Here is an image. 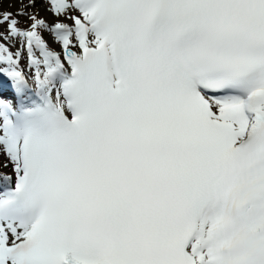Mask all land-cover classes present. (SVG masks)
Wrapping results in <instances>:
<instances>
[{
    "label": "snow or ice",
    "instance_id": "6c2138e0",
    "mask_svg": "<svg viewBox=\"0 0 264 264\" xmlns=\"http://www.w3.org/2000/svg\"><path fill=\"white\" fill-rule=\"evenodd\" d=\"M46 2L0 12V264H264V0Z\"/></svg>",
    "mask_w": 264,
    "mask_h": 264
},
{
    "label": "rangeland",
    "instance_id": "374dc122",
    "mask_svg": "<svg viewBox=\"0 0 264 264\" xmlns=\"http://www.w3.org/2000/svg\"><path fill=\"white\" fill-rule=\"evenodd\" d=\"M8 1L9 2L7 5V9H10L11 11L16 10V11H13L14 14L19 9L23 8L29 14L36 15L38 19H43L46 23L47 22L53 23L54 21H56L54 19L50 20L48 18V14L46 12V9L43 7L42 3L39 2V0H8ZM30 2H33L35 4V7H27V5ZM4 9H5L4 7H0V12H4L3 11ZM17 19H19V22H20L19 27L22 30L28 29L32 23V21L27 16H24V18L17 17ZM0 31H6V26L3 29H0ZM40 31L44 33L45 40L49 41L48 43L50 44L51 47H53V44L50 41V33L43 30V29H41ZM0 43H4V41L0 40ZM8 46L11 47V49H12L13 47H20V43H19V41H12V42L8 43ZM4 159L5 158L3 156L0 157L1 165L4 162Z\"/></svg>",
    "mask_w": 264,
    "mask_h": 264
},
{
    "label": "bare ground",
    "instance_id": "6f19581e",
    "mask_svg": "<svg viewBox=\"0 0 264 264\" xmlns=\"http://www.w3.org/2000/svg\"><path fill=\"white\" fill-rule=\"evenodd\" d=\"M42 5H43V7L46 9L49 5H47L46 4V2L45 1H42ZM50 7V6H49ZM45 11V10H44ZM49 12L54 16V14L49 10ZM55 17V16H54ZM56 18V17H55ZM65 22H68V21H65ZM47 42H49V41H47ZM58 47H60L59 46V44H58ZM57 47V49H60V48H58ZM3 155H0V157H2Z\"/></svg>",
    "mask_w": 264,
    "mask_h": 264
}]
</instances>
